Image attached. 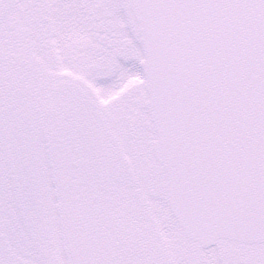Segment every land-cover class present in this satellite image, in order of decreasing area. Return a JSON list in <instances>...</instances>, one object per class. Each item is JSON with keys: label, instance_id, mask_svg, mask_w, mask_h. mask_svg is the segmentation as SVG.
Returning <instances> with one entry per match:
<instances>
[{"label": "flooded vegetation", "instance_id": "af4514ba", "mask_svg": "<svg viewBox=\"0 0 264 264\" xmlns=\"http://www.w3.org/2000/svg\"><path fill=\"white\" fill-rule=\"evenodd\" d=\"M21 1L8 0V11ZM26 1L17 17L5 13L6 28L0 33V259L8 264L10 253L32 249L44 264H60L46 218L45 178L50 174L56 187L64 185L61 201L73 204L83 234L77 239L78 260L70 252V264H168L153 238L130 235L128 222L123 225L121 217L101 209L110 179L102 182V177L116 174L120 159L113 145L106 151L110 142L89 102V74L104 79L106 62L112 67L121 48L114 27L105 26L104 1ZM90 5L96 15L92 28ZM16 24L22 26L21 38L12 28ZM45 148L54 160L45 159ZM26 188L39 195L35 217L24 199ZM64 242L71 244L68 238ZM214 254L221 264L244 259V254L221 250Z\"/></svg>", "mask_w": 264, "mask_h": 264}, {"label": "water", "instance_id": "95a60500", "mask_svg": "<svg viewBox=\"0 0 264 264\" xmlns=\"http://www.w3.org/2000/svg\"><path fill=\"white\" fill-rule=\"evenodd\" d=\"M181 1L197 8L204 36L221 47L218 57H211L207 49L202 55L215 60V68L221 64L228 72L242 73L246 78L242 90H234L215 103L216 115L212 110L205 113L203 103L197 108L193 104L184 107L182 123L171 128L178 137L184 136L191 153H177L182 147L175 142L167 148L172 157L164 155V159L163 144L157 145L159 160L165 166L167 162L169 169L176 166L172 187L177 215L190 235L209 240L210 230L200 233L199 229L223 208L230 221L222 231L235 229L239 237L230 236L264 241V197L252 184L264 188V157L262 162L257 160L264 153V130L262 135L256 130L264 122V0ZM157 52L158 47H153V54ZM188 97L192 103L198 101L196 92ZM220 145L225 146L224 152L219 151ZM256 148L257 157L253 153ZM226 196L237 203L231 205L232 210L224 207ZM227 218L221 217L224 221Z\"/></svg>", "mask_w": 264, "mask_h": 264}, {"label": "rangeland", "instance_id": "374dc122", "mask_svg": "<svg viewBox=\"0 0 264 264\" xmlns=\"http://www.w3.org/2000/svg\"><path fill=\"white\" fill-rule=\"evenodd\" d=\"M25 2L27 1L22 0L20 4L11 7L8 11L9 16L17 17L18 8L25 7ZM104 2L103 18L105 25L108 22L106 20V13H108L111 17L109 23L114 25L117 40H126L129 43V47L126 46L124 52L119 51L120 54L116 55L118 57L112 67L108 65L105 73L101 74L104 75V79H97L98 76L95 74H89L92 83L88 86L93 90V93L94 91L98 93L103 88L106 95L111 94V99L105 104L102 103V100L96 98L95 102L98 107L106 112L105 115H108L110 120H114L111 129L118 137L117 142H115L116 147L122 150L125 157H128L129 160L126 165H130L132 172L130 178L125 177V179L116 182L114 185V194L111 197L110 206L114 207L116 213H120L124 218L134 221L136 229H146L149 235L158 237L156 240L160 241L172 264H220L219 259L217 262L214 261V258H217L214 254V251H217L216 248L207 252H200L198 259L189 254L188 251L185 252L184 243L181 241V233L178 228H175V223L171 220L166 205L162 206V202L163 204L166 202V180L163 171L157 166L152 156V142L156 139V135L153 125L150 126L151 121L148 110L142 104L145 102L146 92L138 75V70L141 71V68H138L137 62L145 58L144 46L140 47L137 34L138 24L135 23L133 14L128 8L127 0H104ZM89 14L94 13L90 12ZM130 22L132 26H129ZM115 27L120 28L121 34ZM0 29H2V26ZM135 30L136 34L133 36L132 32L135 33ZM142 72L144 71L142 70ZM129 97L133 98L134 103L130 100L133 104L129 102ZM131 124L132 126L137 124L138 136L132 132ZM45 180L48 184L47 177ZM51 198L53 196L51 190L48 189V214H50L48 220L52 222L55 235L59 238L58 219L65 218V215L61 214L65 211L63 208L57 209ZM30 210L32 209L30 208ZM151 215L153 217L148 222L147 219ZM141 217L143 218L142 221L140 220ZM69 218L71 222L75 219L71 216ZM72 232L74 236L79 235L76 227L72 228ZM219 246V249H225V252L231 256L244 254V259L241 260L242 264L264 263V253L260 252L258 248L236 247V245L229 243H221ZM187 250L193 251L190 248ZM211 254L215 256L212 259H210ZM22 261L24 264H35L33 257ZM237 263L236 259H233V264ZM223 264H228V261L223 260Z\"/></svg>", "mask_w": 264, "mask_h": 264}]
</instances>
